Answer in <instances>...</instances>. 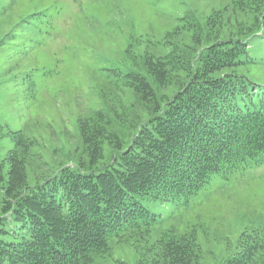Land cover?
Listing matches in <instances>:
<instances>
[{"label":"trees","instance_id":"16d2710c","mask_svg":"<svg viewBox=\"0 0 264 264\" xmlns=\"http://www.w3.org/2000/svg\"><path fill=\"white\" fill-rule=\"evenodd\" d=\"M259 34L264 0L185 19L158 63L120 74L147 114L136 131L123 139L121 118L99 111L78 123L86 162L38 174L35 140L17 132L0 161V264H106L113 246L129 247L131 264H205L196 227H165L149 206H185L214 179L264 164V85L246 73L264 65L247 51ZM231 250L219 264H264V230L244 229Z\"/></svg>","mask_w":264,"mask_h":264},{"label":"rangeland","instance_id":"374dc122","mask_svg":"<svg viewBox=\"0 0 264 264\" xmlns=\"http://www.w3.org/2000/svg\"><path fill=\"white\" fill-rule=\"evenodd\" d=\"M229 3L0 0V161L12 149L13 136L25 130L34 138V153L41 161L32 165V171L48 175L60 165L86 162L78 123L96 111L109 114L113 122L112 116H119L118 132L127 139L125 128L136 131L147 114L120 74L134 65L141 69L147 56L158 63L169 32L184 25L185 19L201 24ZM261 36L249 37L246 44L248 57L264 64ZM246 73L264 85V65L248 66ZM106 144L103 156L108 151ZM2 170L6 173L8 166ZM149 209L164 218L165 227L183 231L195 226L202 260L219 264L234 253L231 249L244 229L264 230V164L227 180L214 179L185 206L154 204ZM111 250L106 264L115 259L133 262L129 247L113 246Z\"/></svg>","mask_w":264,"mask_h":264}]
</instances>
